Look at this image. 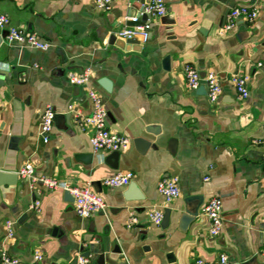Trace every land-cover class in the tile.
<instances>
[{
	"label": "crops",
	"instance_id": "0c3cea01",
	"mask_svg": "<svg viewBox=\"0 0 264 264\" xmlns=\"http://www.w3.org/2000/svg\"><path fill=\"white\" fill-rule=\"evenodd\" d=\"M145 3L114 0L104 12L96 0H0V14L12 25L51 44L47 51L5 38L0 45V170L18 173L30 163L37 178L90 187L107 204L105 212L81 218L70 193L20 177L16 188L0 189V255L6 251L29 264L35 252L43 255L42 264H78L81 256L93 264H193L227 254L232 264H264V147L253 143L264 138V0H166L167 14L152 18L147 43L119 38ZM239 5L258 6L259 17L225 30ZM187 65L218 74V102H210L206 88L201 92L203 85L189 88ZM85 68L108 110V128L132 140L117 169L107 161L112 153L99 162L93 129L79 127L70 110L90 115L88 88L67 78ZM241 74L249 77L244 100L232 82ZM101 78L112 81L111 92L99 85ZM48 105L56 118L46 139L41 122ZM150 127L159 135L147 133ZM142 137L153 143L144 154L134 145ZM119 172L135 178L122 188L103 184ZM172 176L179 178L181 196L165 209L172 211L169 227H157L148 214L165 206L157 187ZM215 197L224 216L216 238L202 216ZM36 201L40 212L33 209ZM192 204L201 205L199 216L183 232L180 217ZM132 213L139 224L128 229ZM9 219L17 222L11 239Z\"/></svg>",
	"mask_w": 264,
	"mask_h": 264
},
{
	"label": "built area",
	"instance_id": "2783aa9c",
	"mask_svg": "<svg viewBox=\"0 0 264 264\" xmlns=\"http://www.w3.org/2000/svg\"><path fill=\"white\" fill-rule=\"evenodd\" d=\"M114 0H96L97 7L104 12L111 10ZM167 14L166 0H146L142 10L138 15L133 16L130 20L132 26L125 27L117 34L119 38L125 40H138L142 43H147L151 36L152 24L151 20L160 19ZM260 14V9L256 5H239L231 10L228 14L227 22L224 25L225 30H233L239 20H244L253 23L257 20ZM147 17V20L142 22L141 18ZM0 29L6 30L8 35L5 40L8 44H17L22 47L32 48L36 50L47 51L51 44L44 41L42 38L27 29L12 25L11 19L0 14ZM185 78L191 90H198L202 85L206 88L207 96L211 103L219 101L223 93L222 82L218 74L208 72L203 76L201 71L191 65H187L184 70ZM68 81L71 85L77 87L88 88V101L91 106L90 115L85 116L80 111H74L73 107L70 110L74 113L75 121L82 129L90 127L93 129L91 137V145L94 155L100 163H104L107 154L113 152H122L128 150L132 145V140L128 137L112 132L108 128V110L106 109L101 95L90 86L91 71L85 68L79 71H70L67 74ZM232 82L238 93L240 100L247 99L250 96L249 77L245 74L233 77ZM56 111L52 105L46 106L42 114L41 129L46 139L53 132ZM256 145L264 147V138L253 141ZM1 171V170H0ZM18 175L36 184L38 181L49 190L62 188L70 193L74 198V210L81 218H90L95 214L105 212L107 204L102 196L98 195L90 189V187H73L69 184L56 180L37 178L35 167L28 163L23 167ZM135 178L132 172H119L103 180V184L109 188H122L128 186ZM158 192L164 199L165 206L163 208H154L148 214L150 222L160 227L162 225L166 207L173 204L180 196V182L176 176L163 178L158 183ZM40 202L36 201L33 209L40 212ZM202 216L209 222V234L216 238L223 231L224 216L222 201L215 197L208 201L202 209ZM139 224L137 216L132 213L127 222L128 229H134ZM17 222L7 220L5 223L7 237L9 239L15 237ZM264 236V224L261 230ZM261 256L264 258V249L261 251ZM44 260L40 252H35L33 255V264H42ZM0 264H29L21 259L11 256L8 252L2 251L0 255ZM78 264H93L89 257L81 256L78 259ZM193 264H232L227 254H221L215 262H209L203 258H198Z\"/></svg>",
	"mask_w": 264,
	"mask_h": 264
},
{
	"label": "water",
	"instance_id": "95a60500",
	"mask_svg": "<svg viewBox=\"0 0 264 264\" xmlns=\"http://www.w3.org/2000/svg\"><path fill=\"white\" fill-rule=\"evenodd\" d=\"M143 17H144V20L147 19L146 16H143ZM7 35H8L7 31L5 33H3L2 35H0V45L4 42V38ZM168 61H169V59L166 60V63ZM167 69H169V68H167ZM203 76H205V74H203ZM98 83L107 92L112 91L113 83L108 78H101ZM201 92L202 93L205 92V87H201ZM152 132H154V135L157 136V135H159L160 129L154 128V127H150L147 129V133H152ZM134 145L141 154L146 153L150 148L153 147V143L151 141L147 140L146 138H143V137L142 138H136L134 140ZM119 157H120V152H113L107 161H109V160L113 161L112 165L114 168L117 169V167H118L117 163H118ZM19 180H20V176L18 175L17 172L0 171V189H2V190L4 188L6 189L7 187L16 188L19 184ZM191 203L192 202L189 203L190 206H191ZM200 207H201L200 204H198V205L192 204V207L190 209H187L185 214L181 215L180 221H179L180 230H182L183 232L188 231L191 224L194 223L195 220L198 218ZM171 215H172V211L170 209H167L165 211L164 219L162 222V226L164 228L169 227L170 222H171ZM25 218H26V216H23L22 219H25ZM115 253H120L119 248L115 249ZM168 258H169V261H171V262H173L175 260V258L172 254H170Z\"/></svg>",
	"mask_w": 264,
	"mask_h": 264
}]
</instances>
